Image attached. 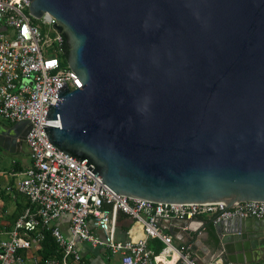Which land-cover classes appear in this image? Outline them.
I'll list each match as a JSON object with an SVG mask.
<instances>
[{"label":"water","instance_id":"obj_1","mask_svg":"<svg viewBox=\"0 0 264 264\" xmlns=\"http://www.w3.org/2000/svg\"><path fill=\"white\" fill-rule=\"evenodd\" d=\"M30 1L82 83L48 106L51 145L128 198L264 201V0ZM30 127L0 125V147ZM213 230L219 257H264V218Z\"/></svg>","mask_w":264,"mask_h":264},{"label":"built area","instance_id":"obj_2","mask_svg":"<svg viewBox=\"0 0 264 264\" xmlns=\"http://www.w3.org/2000/svg\"><path fill=\"white\" fill-rule=\"evenodd\" d=\"M30 4L0 0V118L31 126L24 139L31 165L15 175L13 186H0V193L14 188L28 202L0 239V264H84L79 243L108 251L120 264H239L220 257L199 262L190 244L175 243L165 229L173 220L196 223L199 229L203 218L212 224L264 218V201L181 204L128 198L49 143L41 126L48 106L61 101L57 90L64 82L69 90L82 83L67 64L62 38L52 27L55 18L45 13L35 19ZM120 216L137 224L143 237L133 238L130 228L121 238ZM47 235L56 250L44 259ZM150 240L160 241V249L153 250Z\"/></svg>","mask_w":264,"mask_h":264},{"label":"crops","instance_id":"obj_3","mask_svg":"<svg viewBox=\"0 0 264 264\" xmlns=\"http://www.w3.org/2000/svg\"><path fill=\"white\" fill-rule=\"evenodd\" d=\"M12 123L2 121L0 125H11ZM31 165L29 150L27 146H21L14 152L9 149L0 147V186H13L18 179L16 174L25 171ZM27 199L18 193L14 188L11 191L3 190L0 193V239L5 232L11 230L16 219L23 213L27 207ZM119 233L121 238L128 229H132L133 238L138 239L143 237L142 231L137 224L124 216H120ZM203 226L197 228L196 223H187L188 231L183 228L184 222L171 223L165 229V232L172 235L175 243H187L191 245V253L193 258L199 262H207L211 259L219 257L220 250L218 249V238L213 230V224L210 219H201ZM66 234V230L64 231ZM149 246L153 250H158L162 246L158 240H150ZM78 248L82 254L84 264H120V259L117 256H111L110 253L103 249L92 250L87 244H78ZM223 261H227L224 256L220 257ZM261 255V260H263ZM255 262L249 263L253 264Z\"/></svg>","mask_w":264,"mask_h":264},{"label":"trees","instance_id":"obj_4","mask_svg":"<svg viewBox=\"0 0 264 264\" xmlns=\"http://www.w3.org/2000/svg\"><path fill=\"white\" fill-rule=\"evenodd\" d=\"M55 250H56V245L53 239L49 235H47L43 242V250L41 251L42 257L44 259L49 258L55 253Z\"/></svg>","mask_w":264,"mask_h":264},{"label":"rangeland","instance_id":"obj_5","mask_svg":"<svg viewBox=\"0 0 264 264\" xmlns=\"http://www.w3.org/2000/svg\"><path fill=\"white\" fill-rule=\"evenodd\" d=\"M1 119V118H0ZM2 121H3V119H2ZM6 122V121H5Z\"/></svg>","mask_w":264,"mask_h":264}]
</instances>
